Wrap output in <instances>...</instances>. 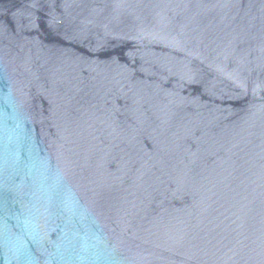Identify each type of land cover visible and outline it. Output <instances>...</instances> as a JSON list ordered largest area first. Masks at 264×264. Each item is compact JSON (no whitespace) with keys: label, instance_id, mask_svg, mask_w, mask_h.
I'll return each mask as SVG.
<instances>
[{"label":"water","instance_id":"1","mask_svg":"<svg viewBox=\"0 0 264 264\" xmlns=\"http://www.w3.org/2000/svg\"><path fill=\"white\" fill-rule=\"evenodd\" d=\"M0 264H264V0H0Z\"/></svg>","mask_w":264,"mask_h":264}]
</instances>
